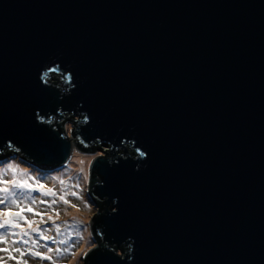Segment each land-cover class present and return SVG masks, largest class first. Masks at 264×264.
Returning a JSON list of instances; mask_svg holds the SVG:
<instances>
[{
	"label": "water",
	"instance_id": "water-1",
	"mask_svg": "<svg viewBox=\"0 0 264 264\" xmlns=\"http://www.w3.org/2000/svg\"><path fill=\"white\" fill-rule=\"evenodd\" d=\"M5 166L87 194L84 264H264V0H0Z\"/></svg>",
	"mask_w": 264,
	"mask_h": 264
},
{
	"label": "rangeland",
	"instance_id": "rangeland-1",
	"mask_svg": "<svg viewBox=\"0 0 264 264\" xmlns=\"http://www.w3.org/2000/svg\"><path fill=\"white\" fill-rule=\"evenodd\" d=\"M14 168L10 166L0 167V181H23L27 180L29 184L33 186L35 190H29L26 188L14 187L11 183L5 185L0 182V189L8 187L11 193H15V196L9 195L5 204H0V212L11 207L13 211H18L19 208L13 205L11 201L17 200L20 207L31 206L34 212L23 213L24 217L29 223H32L33 227H39L45 236L54 237L57 243H54L51 239H40L37 233H31L28 223L24 220H19L21 227L12 228L6 227L10 232V238L7 236V243L0 242V249H9L8 252L0 250V261H6L7 264H18V260L26 259L28 264H52L50 260H42L31 255H25L20 257L18 253L12 251L13 248L19 247L25 253L29 249L39 251L45 255H51L53 259L57 261V264H84V258L91 251V233L87 217V207L85 194L74 182H72L61 170H56L55 174L44 181L42 184H38L29 180L20 171H13ZM63 181V183H61ZM40 185H44V189L39 188ZM48 189H52L56 195L45 196L43 193ZM76 195H72V193ZM61 195H65V198L69 203L65 204L59 199ZM6 196L5 193L0 191V199ZM35 199L36 204H31V201ZM46 201V203H40V201ZM55 200L56 203L51 202ZM50 205V206H49ZM39 212L43 216L35 213ZM59 213V215H57ZM51 217V219H49ZM4 217L0 216V222H3ZM59 226L60 232H56V227ZM46 230V231H45ZM29 231L30 235L24 237L28 239V244L20 243L22 232ZM15 233V235H14ZM0 237H3L0 233ZM36 240V244H32L31 241ZM64 240V244H59L58 241ZM48 248H52L51 253L48 252ZM61 250V254L57 255L56 249ZM69 248V252L64 253L63 249ZM16 257V259H10L9 257Z\"/></svg>",
	"mask_w": 264,
	"mask_h": 264
},
{
	"label": "snow or ice",
	"instance_id": "snow-or-ice-1",
	"mask_svg": "<svg viewBox=\"0 0 264 264\" xmlns=\"http://www.w3.org/2000/svg\"><path fill=\"white\" fill-rule=\"evenodd\" d=\"M13 171H15V169H13ZM0 182L4 183L5 185H7L8 183H11L14 187H17V188H26V189H29V190H35L33 188V186L28 183L27 180H23V181H16V180L7 181V180H5V181H0ZM61 183H63V181H61ZM39 188L41 190H43L44 189V185H40ZM0 191H2L3 193L6 194V196L4 198L0 199V204H5V202L9 198V195L15 196V193H11L10 189L8 187H4V188L0 189ZM43 194L45 196H49V195L55 196L56 195V193L52 189H48L47 191H44ZM72 195H76V193L73 192ZM59 199L61 201H63L65 204L69 203V201L65 198V195H61L59 197ZM11 203L13 205H16V207L19 208V210L18 211H13L12 208L9 207V208L5 209L3 212H0V216L4 217L3 222H0V228H6V227L20 228L21 225H20V223L18 221L19 220H24L25 223H28V226H29V229H30L31 233H37L39 235L40 239H43V240L51 239L54 243H57V241L55 240L54 237L45 236L43 234V231H41V229L38 226L37 227H33L32 223H29L26 220V218L24 217L23 213L25 211L34 212V209L31 206L20 207L19 203L15 199H13L11 201ZM40 203H46V201L42 200V201H40ZM51 203L54 204V203H56V201L53 200ZM31 204H36V200L33 199L31 201ZM35 214L38 215V216H41V221L44 222L43 221V216L41 215V213L36 212ZM57 215H59V213H57ZM49 219H51V217H49ZM56 232L57 233L60 232L59 226L56 227ZM14 235H15V233H14ZM29 235H30L29 231H23L22 232V236H21V240L19 242L23 243V244H28L29 240L28 239H24V237H28ZM0 242L7 243V236L0 237ZM31 243L32 244H36L37 241L36 240H32ZM58 243L59 244H64L65 241L64 240H60V241H58ZM0 250L5 251V252L9 251V249H7V248L0 249ZM12 251L18 253L20 257H24L25 255H31V256L39 257L42 260H50L52 262V264H57V261L55 259H53V257L51 255H45V254H43V253H41L39 251H34L32 249H29L28 252L25 253L19 247L13 248ZM52 251H53L52 248H48V252L49 253H51ZM55 251H56L57 255L61 254V250L59 248H57ZM63 252L64 253L69 252V248L63 249ZM9 258L10 259H16V257H11V256ZM0 264H7V262L6 261H0ZM18 264H28V261L26 259H20V260H18Z\"/></svg>",
	"mask_w": 264,
	"mask_h": 264
},
{
	"label": "trees",
	"instance_id": "trees-1",
	"mask_svg": "<svg viewBox=\"0 0 264 264\" xmlns=\"http://www.w3.org/2000/svg\"><path fill=\"white\" fill-rule=\"evenodd\" d=\"M22 160H25V159H22ZM0 233L2 234V236H8L10 238V232L7 231V228H0Z\"/></svg>",
	"mask_w": 264,
	"mask_h": 264
}]
</instances>
